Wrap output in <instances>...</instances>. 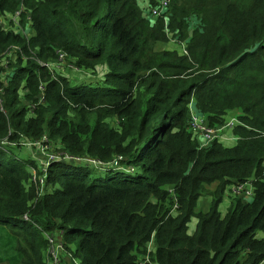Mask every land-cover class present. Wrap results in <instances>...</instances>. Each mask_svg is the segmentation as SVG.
I'll return each mask as SVG.
<instances>
[{
    "label": "trees",
    "instance_id": "1",
    "mask_svg": "<svg viewBox=\"0 0 264 264\" xmlns=\"http://www.w3.org/2000/svg\"><path fill=\"white\" fill-rule=\"evenodd\" d=\"M17 13L33 36L4 29L1 18ZM147 14L139 0H0V66L11 52L21 66L16 80L5 86L0 79V147L46 138L72 159L117 171L91 179L84 165L63 159L47 171L49 193L0 148V264H51L50 249L60 244L58 264H144L139 257L154 235V264L264 263V0H170L164 17L152 22ZM194 18L200 25L191 36ZM166 26L188 41L190 59L180 65L198 66L186 79L170 54L146 52L167 43ZM62 55L95 79L98 69L108 70L104 88L52 78L42 64ZM136 81L153 97L135 98ZM42 85L45 101L31 113ZM103 98L126 112L120 131L92 125ZM192 99L211 128L238 111L239 124L229 128L239 138L235 146L218 136L212 147H200L188 129ZM125 165L137 169L134 177ZM245 183L252 197L230 190L233 202L223 215L227 189ZM212 184V202L197 211Z\"/></svg>",
    "mask_w": 264,
    "mask_h": 264
},
{
    "label": "rangeland",
    "instance_id": "2",
    "mask_svg": "<svg viewBox=\"0 0 264 264\" xmlns=\"http://www.w3.org/2000/svg\"><path fill=\"white\" fill-rule=\"evenodd\" d=\"M149 1L150 0H139V4L140 6L144 8L145 13H150L149 12ZM159 0H157L156 2H158ZM164 0H160L159 2H162ZM147 19H149L152 22H155L156 19L152 18L151 15L147 14ZM168 20V19H167ZM1 23L2 25L5 27L4 29L6 31H12L14 33L17 34H22L25 37H31L34 35V31H32V28L29 24L27 23H23L22 19H15V16H11V19L9 21V19L2 17L1 18ZM200 25V22L198 20H196L195 18L193 20H191L190 22V26H189V31L191 36L195 33V30H197L198 26ZM166 31H167V43L165 44H157L155 46L152 47V51L150 50V47L152 45H149V47L147 48L146 52L147 53H151L154 56H156L157 54H163V53H168L171 55V61L173 64L178 66V69L176 71V73L182 74V77H184L186 79V75L188 73H196V70L198 69V66L195 65V69L194 70H188L186 65H180L179 61L182 58H189L190 59V53L188 48H186L185 45L188 46V41H179L178 38L174 37L173 34L169 33V30H167V26H166ZM191 40V39H189ZM172 43V44H171ZM184 44V46H183ZM185 47L188 50V54L187 51L184 50L183 52V48ZM187 54V55H185ZM18 56L16 53L11 52L9 55H6V57H3L1 60L4 63L3 66H0L1 72H0V79L2 82L4 83H10L11 81L16 80V75H14V73H17V71L20 69L21 66H19L20 63H18ZM41 64V63H39ZM189 64L191 65V62H189ZM45 65V64H44ZM25 66H27V64H25ZM47 68H49V70L51 71L52 74V78L54 79H63L67 82L68 85H72V86H91L93 88L96 89H102L104 88V84H105V76L108 73V70H103V69H98V76L97 79L94 78L95 74L90 73V71H79L74 65L70 64L68 61H63V60H58L55 63L54 62H49L47 64V66H45ZM162 75H164L163 72H161ZM146 79V77H144ZM21 92L25 95L28 94V91L25 89V80L21 82ZM45 84V83H44ZM118 86H122V84H119ZM135 98L138 97V93L140 94H148V98H152L154 95V92L151 93V91L148 90V88L143 87L141 85H139V82L136 81V85L134 86L133 90ZM120 99H117L114 102L119 101ZM195 105H196V100L192 99L191 102L188 105L189 108V115H188V119L192 120L193 115H198L199 113L198 111H196L195 109ZM124 107H121V109H123ZM236 112H231L230 114H227V121H231L232 119L238 118L240 116L239 113ZM126 114L125 111H121L120 113H118L117 109L114 108V104L112 101H110L108 98H103L101 100L98 101L97 103V107L96 109L90 114V119H91V123L92 125L95 124H101V125H107L109 127H111L112 129H114L115 131H120V121H123V116ZM201 119H204L203 116H199ZM225 118V120H226ZM191 124V123H190ZM222 125V124H220ZM217 125V126H220ZM189 134L192 135L193 139L196 140L198 143L200 142V147L201 148H207V147H212L211 143L209 145H207L204 141L203 138L201 136L196 135L193 130L191 129V126L189 125ZM214 134L215 135H219L220 136V142H222L225 146L227 147H233L236 145V142L239 140V138H232V134L230 133L229 128H227V126L223 127H217L216 130H214ZM3 147V148H2ZM0 148H2L3 153L6 155V157H9V159H11V163L14 164H18L20 166L21 169H24L25 171H27L30 175V177L32 178L31 180V184L34 185V183H36L37 179L39 180H43V183L40 182V184L42 185V188L44 191H48V187H47V181L49 179V176L47 173L50 166V162H51V157H55L56 159L61 157V152L59 151V148H55L53 145H50L49 148L44 147L41 143L37 144L34 142H31L29 140H25L23 141V143L20 144V146L17 145H13V144H6L4 146H1ZM102 165L100 164H96L92 165V164H85L84 168L82 169H86L88 172V176L91 177V179H103V181H105L111 174H115L116 172H106L103 170H99V168H101ZM43 169L45 170V172H43ZM81 170V169H80ZM43 174V179H41L39 177V174ZM127 175H129L130 177H134V173H128L125 172ZM29 177V178H30ZM213 186H208L206 187L207 192L204 194V196L199 200V207L198 208H203L208 206V203L212 202V197H211V193L216 189L217 184H212ZM49 186V185H48ZM165 190H167L170 193V190H173V187H165ZM30 190V187H29ZM230 188L227 189L226 194H225V199L223 204L220 206V212L225 215L228 210L229 207L231 206V203L233 202L232 199H230L229 195H230ZM53 191V190H52ZM230 192V193H229ZM50 193V190H49ZM204 193V191H203ZM233 198V196H232ZM167 208V205L165 206ZM177 209V207L175 206L173 208V210L175 211ZM174 213V212H173ZM168 218V216L166 217ZM196 219L193 220V222L190 225V232L192 233L193 230L195 228H193V225L196 226ZM8 229V228H7ZM0 236L4 237L3 234L0 233ZM156 235L153 236V238H155ZM5 242V241H4ZM54 243V242H53ZM156 245V244H155ZM13 249V248H12ZM11 250V249H9ZM155 250L154 248V239L151 240L148 244V248H147V253L144 255V257H139L140 261H143L144 264H154L152 262V256L151 253H153ZM63 251L62 248H60L59 250H51L50 249V254L53 255L56 252H58V254L60 255V253ZM139 255V254H137ZM60 262L59 258H58V263ZM51 264H56V262L54 261ZM70 264V263H69ZM264 264V263H263Z\"/></svg>",
    "mask_w": 264,
    "mask_h": 264
},
{
    "label": "built area",
    "instance_id": "3",
    "mask_svg": "<svg viewBox=\"0 0 264 264\" xmlns=\"http://www.w3.org/2000/svg\"><path fill=\"white\" fill-rule=\"evenodd\" d=\"M169 2H170V0H164L162 2H159L160 5L158 7H156V8H153L151 10V12H150L151 17L152 18H155V19L156 18H162V17H164L166 15ZM5 18H8L9 21H10L11 16H7ZM15 19L16 20L17 19H21V17L19 16L18 13L15 15ZM60 60H63L64 61V56L63 55L60 57ZM3 65H4V63H3ZM42 66L45 67L47 65L42 64ZM6 85H7V83H5V86ZM45 88H46L45 85H42L41 90H42L43 95L40 96L38 103H36V104H30V110H32L31 113H34V110L37 108V106L41 105V103H43L45 101ZM3 95H4V89H0V111L1 112H4V109H3V100H2V96ZM199 116H201V115L199 114ZM199 116L198 115H193L192 120H191V124H190L191 129L193 130V132L196 135L202 136L203 138H205L207 140V143L206 144L209 145L219 135H215L214 134V132H215L214 130H216V128L209 127L205 123L204 119H201ZM236 124H239V119L238 118H235V119H232L231 121H228L225 126H227V128H232ZM37 144H39V143H37ZM41 144L44 147H46V148H49V146L52 145L51 142L49 141V139H46V138L41 142ZM63 159H65V160L71 159V160H75L76 163H80V164H92V165H95V166L98 163V164L102 165V167H106V165L104 163H102L101 161L96 162V161H92V160H89V159H79V158L72 159L69 156L64 155V154H62L61 157L58 158V159H56L55 157H51V162H50L49 166H53L58 161H62ZM43 172H45L44 169H43ZM45 173H47V172H45ZM39 177L41 179H43V177H41L40 175H39ZM38 180L39 179H37V181ZM39 182L43 183V180H39ZM246 186L249 187V190H246ZM230 189H231V192H232L233 196H235V195H243V193H245V198L246 199L251 198L252 197V192H254L252 185L249 184V183H245L243 185H239V186H236V187H231ZM23 220L30 221V219H29L28 216L23 217ZM53 242L54 241H51L52 244H53ZM60 248H62V244H60V246H58L56 248L52 247L51 250H59ZM53 256L55 258L56 264H58V256H59L58 252H56L55 254H53Z\"/></svg>",
    "mask_w": 264,
    "mask_h": 264
},
{
    "label": "clouds",
    "instance_id": "4",
    "mask_svg": "<svg viewBox=\"0 0 264 264\" xmlns=\"http://www.w3.org/2000/svg\"><path fill=\"white\" fill-rule=\"evenodd\" d=\"M118 160H119V158H118ZM82 165L85 166V164H82ZM122 169L124 170V172H128V173H135V171H137V169H133L132 167L127 166V165H125ZM99 170L110 172L111 170H116V168H113V166H106V167L99 168ZM115 172H117V171H115ZM152 240H153V238H152Z\"/></svg>",
    "mask_w": 264,
    "mask_h": 264
},
{
    "label": "crops",
    "instance_id": "5",
    "mask_svg": "<svg viewBox=\"0 0 264 264\" xmlns=\"http://www.w3.org/2000/svg\"><path fill=\"white\" fill-rule=\"evenodd\" d=\"M207 207V206H206ZM201 210L200 208L197 209V211ZM193 228H195V225H193Z\"/></svg>",
    "mask_w": 264,
    "mask_h": 264
},
{
    "label": "bare ground",
    "instance_id": "6",
    "mask_svg": "<svg viewBox=\"0 0 264 264\" xmlns=\"http://www.w3.org/2000/svg\"><path fill=\"white\" fill-rule=\"evenodd\" d=\"M172 44V43H171ZM51 167V166H50Z\"/></svg>",
    "mask_w": 264,
    "mask_h": 264
}]
</instances>
